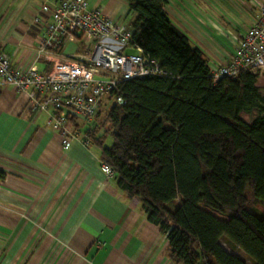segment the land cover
<instances>
[{
    "label": "trees",
    "instance_id": "16d2710c",
    "mask_svg": "<svg viewBox=\"0 0 264 264\" xmlns=\"http://www.w3.org/2000/svg\"><path fill=\"white\" fill-rule=\"evenodd\" d=\"M125 1L132 42L167 75L124 82L122 105L112 104L101 118L99 112L83 131L74 118L69 127L98 148L116 187L137 199L165 235L171 261L246 264L222 248V239L252 264H264V214L250 209L264 208L259 73L215 79L205 54L172 24L166 0ZM5 175L0 170V182Z\"/></svg>",
    "mask_w": 264,
    "mask_h": 264
},
{
    "label": "crops",
    "instance_id": "0c3cea01",
    "mask_svg": "<svg viewBox=\"0 0 264 264\" xmlns=\"http://www.w3.org/2000/svg\"><path fill=\"white\" fill-rule=\"evenodd\" d=\"M44 1L0 0V48L14 69L51 66L34 59L44 31L34 18ZM87 1L105 16L129 19L125 0ZM262 2L166 0L165 11L212 69L256 22ZM73 39L79 41L67 39L63 54L89 51ZM47 118L0 81V170L6 174L0 182V264H176L166 254L165 235L138 200L101 170L98 148L82 138L84 127L63 150Z\"/></svg>",
    "mask_w": 264,
    "mask_h": 264
},
{
    "label": "built area",
    "instance_id": "2783aa9c",
    "mask_svg": "<svg viewBox=\"0 0 264 264\" xmlns=\"http://www.w3.org/2000/svg\"><path fill=\"white\" fill-rule=\"evenodd\" d=\"M34 22L44 28L34 59L43 58L51 63L50 68L14 69L0 48V81L22 92L30 109L48 113L46 123L58 133L63 150L80 136V131L69 127V119L90 126L109 101L125 102L124 82L167 75L158 60L132 42L128 20L105 16L87 0H45ZM74 37L90 43L87 53H62L65 41ZM241 71L264 73V0L256 22L244 30L235 49L211 74L215 79L235 78ZM100 167L114 177L104 161Z\"/></svg>",
    "mask_w": 264,
    "mask_h": 264
},
{
    "label": "rangeland",
    "instance_id": "374dc122",
    "mask_svg": "<svg viewBox=\"0 0 264 264\" xmlns=\"http://www.w3.org/2000/svg\"><path fill=\"white\" fill-rule=\"evenodd\" d=\"M81 40H82V42H79V41H81ZM81 40L78 41L77 39H76V40L73 39L72 41H73L75 44L80 45V47L83 48L82 52H85V50H88V49L90 48V45L87 43V40H86V39L83 38V39H81ZM72 41H71V42H72ZM73 42H72V43H73ZM128 52H133V50H132V51H131V50H128ZM257 85H258L259 88H260V93H261V95L264 97V73H260V74H258ZM111 105H112V102L109 101V102L107 103V105L105 106V108H103V110L101 111L100 118H101L102 115L104 114L105 110L108 109ZM241 117H242V119H243L244 121H246V122H248V123L252 120V116L249 115V114H243ZM85 127H87V126H84V128H85ZM102 132H103V131L101 130L100 133H102ZM110 141H111V136L108 135V136L106 137V139H105V145H109ZM179 200H180V199L177 198V199H175V200L169 202V204H168L169 207H170V208H174V207L179 203ZM250 209H251L252 211H255V212L259 213V214H264V208H263V206L260 205V204L253 205L252 207H250ZM219 243H220V245L222 246L223 249H225L226 251H228V252H230V253H232V254L238 256L239 258L243 259V260L245 261L246 264H252L251 261H249L248 259L245 258V256L243 255L242 251H240V250H238V249H231V248H229V247L224 243V241H223L222 239L219 241Z\"/></svg>",
    "mask_w": 264,
    "mask_h": 264
}]
</instances>
